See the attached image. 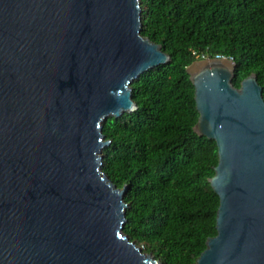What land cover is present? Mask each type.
<instances>
[{"label": "water", "instance_id": "1", "mask_svg": "<svg viewBox=\"0 0 264 264\" xmlns=\"http://www.w3.org/2000/svg\"><path fill=\"white\" fill-rule=\"evenodd\" d=\"M140 0H0V264H157L123 231L126 186L101 170L109 115L169 61L141 34ZM218 161L216 234L195 264H264V99L235 62L187 67Z\"/></svg>", "mask_w": 264, "mask_h": 264}, {"label": "trees", "instance_id": "2", "mask_svg": "<svg viewBox=\"0 0 264 264\" xmlns=\"http://www.w3.org/2000/svg\"><path fill=\"white\" fill-rule=\"evenodd\" d=\"M140 3L141 34L170 58L132 81L134 111L103 122L101 170L126 186L129 239L157 264H195L216 234L219 197L208 178L218 154L216 142L193 129L198 111L186 67L202 54L232 56V83L255 73L264 99V0Z\"/></svg>", "mask_w": 264, "mask_h": 264}, {"label": "built area", "instance_id": "3", "mask_svg": "<svg viewBox=\"0 0 264 264\" xmlns=\"http://www.w3.org/2000/svg\"><path fill=\"white\" fill-rule=\"evenodd\" d=\"M214 58V57H220V58H225V59H228V60H233V57L232 56H226V55H223V54H214L213 56H209V55H204L202 54L201 56H197V59H206V58Z\"/></svg>", "mask_w": 264, "mask_h": 264}]
</instances>
